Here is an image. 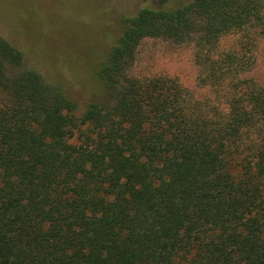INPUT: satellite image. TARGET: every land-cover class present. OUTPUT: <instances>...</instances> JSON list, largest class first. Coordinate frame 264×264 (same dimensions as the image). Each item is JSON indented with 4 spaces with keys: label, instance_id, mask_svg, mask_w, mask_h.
Masks as SVG:
<instances>
[{
    "label": "trees",
    "instance_id": "trees-1",
    "mask_svg": "<svg viewBox=\"0 0 264 264\" xmlns=\"http://www.w3.org/2000/svg\"><path fill=\"white\" fill-rule=\"evenodd\" d=\"M120 24L83 106L0 36V264H264V84L242 77L264 0H140ZM148 38L193 43L214 97L130 76Z\"/></svg>",
    "mask_w": 264,
    "mask_h": 264
},
{
    "label": "rangeland",
    "instance_id": "rangeland-1",
    "mask_svg": "<svg viewBox=\"0 0 264 264\" xmlns=\"http://www.w3.org/2000/svg\"><path fill=\"white\" fill-rule=\"evenodd\" d=\"M140 0H0V36L23 54V64L39 71L50 83L83 106L99 98L98 60L120 30L121 16L132 12ZM248 36L222 37L213 56L240 51ZM194 44H177L148 38L137 48L128 74L135 78L165 76L177 80L192 100L214 97L200 80ZM245 52V53H244ZM243 54L252 61L242 77L264 84V36Z\"/></svg>",
    "mask_w": 264,
    "mask_h": 264
}]
</instances>
